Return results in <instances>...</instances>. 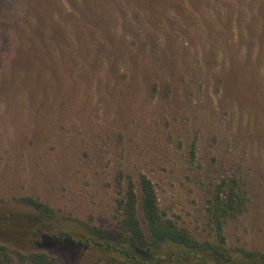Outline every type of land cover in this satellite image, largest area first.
I'll return each instance as SVG.
<instances>
[{"label":"rangeland","instance_id":"374dc122","mask_svg":"<svg viewBox=\"0 0 264 264\" xmlns=\"http://www.w3.org/2000/svg\"><path fill=\"white\" fill-rule=\"evenodd\" d=\"M141 175L201 243H216L211 203L234 187L245 210L225 220V247L264 254V0H0L11 264H114L60 234H121L117 201Z\"/></svg>","mask_w":264,"mask_h":264},{"label":"trees","instance_id":"16d2710c","mask_svg":"<svg viewBox=\"0 0 264 264\" xmlns=\"http://www.w3.org/2000/svg\"><path fill=\"white\" fill-rule=\"evenodd\" d=\"M135 183L129 181L123 197L117 201L122 233L113 236L96 228H88L85 243L74 241L69 234H60L75 245H87L110 256L114 264H264V254L245 250L229 251L225 247L223 224L245 210V197L230 187L225 195L214 197L209 210L216 243L198 242L185 228L168 218L159 207L152 181L145 175ZM21 202L43 219L52 220V210L31 198ZM20 256V255H17ZM32 264H56L42 253L20 256ZM12 256L0 246V264H11Z\"/></svg>","mask_w":264,"mask_h":264}]
</instances>
